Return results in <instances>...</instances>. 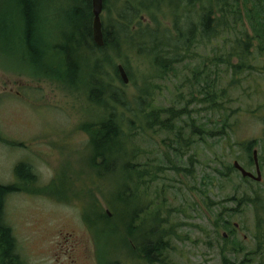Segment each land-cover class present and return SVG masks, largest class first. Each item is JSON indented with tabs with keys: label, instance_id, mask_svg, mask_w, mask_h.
Here are the masks:
<instances>
[{
	"label": "rangeland",
	"instance_id": "rangeland-1",
	"mask_svg": "<svg viewBox=\"0 0 264 264\" xmlns=\"http://www.w3.org/2000/svg\"><path fill=\"white\" fill-rule=\"evenodd\" d=\"M126 2L106 0L102 24L118 22L117 7ZM76 4L73 0H0V185L14 186L6 196L4 223L27 264H135L134 255L123 246L132 201L118 200L124 182L121 168L112 174L92 170L89 135L81 130L104 116L101 105L88 99V74L82 78L70 73L79 79L78 91H73L39 72L50 74L51 65L58 61L63 66L67 53L57 54L56 44H64L69 36L74 38V63L88 57V50L78 43L81 35L73 31ZM25 6L35 18L32 49L26 42ZM173 10L162 3L152 12L140 13L128 31L174 33ZM175 12L179 15L182 10ZM216 47L214 43L202 45L199 61L186 63V67L177 65L175 74L164 78L144 57L133 54L113 55L112 63H102L99 74L102 84L118 90L130 108L143 102L160 110L187 107L189 119L207 131H218L225 124L232 127L224 137L191 138L190 147L179 155L174 148L185 142L175 136L181 132L188 139L191 121L187 117L174 122L176 132L160 131L159 127L145 132L142 114L134 116L118 109L135 128L130 131L131 162L140 165L138 171L147 170L151 175L145 177L148 201L141 231L154 230L157 224L161 230L171 231L165 239L169 245L164 262L168 264H264V72L246 71L237 86L229 87L226 67L207 61L219 55ZM108 51L104 54L111 53ZM204 62L207 67L197 83L192 72L204 68ZM119 65L126 71L128 84L119 77ZM253 66L264 67V57ZM204 81H209L210 90H226L220 112L213 113L202 102ZM191 94L196 101H190ZM166 117L161 115V121ZM252 141L261 170L257 183L243 182L239 172L230 175L226 171L237 161L255 175L249 155L239 147ZM21 164L36 178L30 186L16 176ZM170 166L189 169L191 174H179ZM241 194L259 197L261 211L252 205L239 207ZM232 197L238 200H228ZM69 199L74 200L67 202ZM100 212L109 215L110 221L100 220ZM221 213L230 224L226 229L217 227L221 226Z\"/></svg>",
	"mask_w": 264,
	"mask_h": 264
},
{
	"label": "trees",
	"instance_id": "trees-1",
	"mask_svg": "<svg viewBox=\"0 0 264 264\" xmlns=\"http://www.w3.org/2000/svg\"><path fill=\"white\" fill-rule=\"evenodd\" d=\"M73 1L77 3L73 7L74 15L77 17L76 28L73 31L81 35L82 40L78 43L88 50L89 55L74 63L72 59L73 52H71V42L74 38L69 36L67 41L64 40V44L63 42L56 44L57 54H60V52L67 53L68 58L63 66L58 61L51 65L50 74L42 69L39 72H42V76L45 74L44 77L50 79V81L73 91H78L76 83L79 79H77V76H71L70 73L72 75L81 74L82 78L88 74L91 88H89L88 99L96 106L99 105L100 107L101 105L104 116L94 125H91V123L83 125L81 130L89 135L91 169L95 172L104 169L107 174H112L115 169L121 168L123 173V192L118 200L125 201V199H128V201H132L131 218L129 217L130 221L126 225L127 231L123 246L129 251L130 255L131 253L134 255L132 263L136 261L135 264H168L164 262L165 252L168 250L169 245L165 239L170 236L171 231L161 230L158 227L159 224L156 225L154 230L141 231L146 225V223L144 224L143 211H146L144 207L147 206L148 201L147 189L144 188L147 183L145 177L151 175L147 170L138 171L140 165H134L131 162L130 131H134L135 128L132 127V122L124 119L123 114L118 109L119 107L123 108L129 113H134V116L142 114L145 132L152 130L154 127H159L160 131L176 132L174 122L180 120L181 117H187L190 120L189 115L191 112L187 107L181 110H160L144 102L143 105L138 104L137 108H130L127 99L118 90L110 88L109 85H103L100 81L99 74L102 63H110L113 55L115 57H125L127 54H133L144 57L153 69L161 72L164 78V75L175 74L177 65L182 64V66H185L186 63L193 64L199 61V48L202 45L207 46L214 43L217 46L214 51L219 55L215 54L212 59L207 61L215 67L225 66L230 72L229 87L237 86L239 77L246 71L264 72L263 66H253L258 58L264 57V0H128V2L117 7L118 22L102 24L103 47H97L92 40V0ZM162 3L164 6H172L174 9L173 13L175 14L172 18L174 33L169 30L158 32L156 29L154 31L148 29L137 30L131 33L128 31V26L140 13L152 12ZM105 5L106 0H104V7ZM175 9H181L182 13L178 15ZM23 15L26 21V42L28 47L32 49L31 42L35 32L34 14L30 7L25 6ZM180 17L182 18L181 21ZM107 50H110L108 53H111L104 54ZM124 50L127 51L124 52ZM234 59L237 60L236 63L233 62ZM202 66L204 68L201 70L196 67L192 72V77L196 81L199 77L204 76L203 71L207 67L205 62ZM62 68H65L64 71H62ZM42 76L39 75V77ZM203 78L208 80V78ZM204 83L206 86L202 92V102L208 103V110L213 113L220 112L223 107L220 101L225 98L226 90L215 88L210 90L209 81H204ZM146 93L149 95V92ZM190 101H196L192 94ZM105 102L112 105L103 106ZM144 109L147 110L144 111ZM163 114L167 117L161 121V115ZM187 129H189L187 140L183 139L181 132L175 136L180 143L185 142V144L182 143L184 146L174 148V151L179 155H183L184 150L190 147L191 138L203 141L207 137L227 136V130L232 131V127L226 126V124L218 131H207L194 125L193 121L190 125H187ZM178 141L176 142L177 145L179 144ZM255 145L254 141L239 144L241 150L249 155L250 165H254L252 152ZM190 161H192V158ZM169 169L179 174H191L189 169H181L178 166H170ZM226 171H229L230 175L238 172L232 167L227 168ZM15 172L18 180L25 183L26 186L32 185L36 180L25 164L19 165ZM220 174L222 176L229 175ZM97 175L99 177L103 176L99 173ZM150 178L152 180V177ZM242 179H244L243 182L250 181L248 178ZM13 191L14 186L5 187L0 185V241L4 243L8 239H13L11 230L4 223L6 196ZM73 200L69 199L67 202ZM228 200L235 201L238 199L232 197ZM108 203L111 207H114L111 202ZM237 205L239 207L252 205L256 209H254L255 211H261L259 197L250 199L248 195L241 194ZM259 214L257 212V218L258 222H261ZM219 215L221 226L217 224V227L226 229L230 224L223 219L222 213ZM101 219L110 221L109 215H101L100 212ZM257 230L259 234L261 229L258 227ZM136 234H139L137 240H135ZM130 242L134 246L130 245ZM99 261L101 263V259Z\"/></svg>",
	"mask_w": 264,
	"mask_h": 264
},
{
	"label": "water",
	"instance_id": "water-1",
	"mask_svg": "<svg viewBox=\"0 0 264 264\" xmlns=\"http://www.w3.org/2000/svg\"><path fill=\"white\" fill-rule=\"evenodd\" d=\"M92 40L97 47H103L104 39L102 32L101 14L104 8V0H92ZM119 77L123 84H128V77L123 66H117ZM255 175L246 171L237 161L233 163V168L238 171L242 178H248L255 182L261 181V170L256 150L252 152Z\"/></svg>",
	"mask_w": 264,
	"mask_h": 264
},
{
	"label": "flooded vegetation",
	"instance_id": "flooded-vegetation-1",
	"mask_svg": "<svg viewBox=\"0 0 264 264\" xmlns=\"http://www.w3.org/2000/svg\"><path fill=\"white\" fill-rule=\"evenodd\" d=\"M0 264H27L21 247H17L14 239L5 243L0 241Z\"/></svg>",
	"mask_w": 264,
	"mask_h": 264
}]
</instances>
